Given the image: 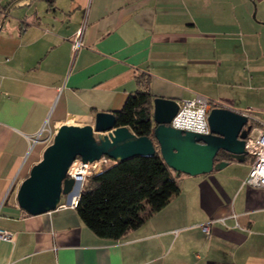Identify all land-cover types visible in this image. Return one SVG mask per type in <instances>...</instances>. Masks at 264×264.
I'll return each instance as SVG.
<instances>
[{
  "label": "crops",
  "instance_id": "0c3cea01",
  "mask_svg": "<svg viewBox=\"0 0 264 264\" xmlns=\"http://www.w3.org/2000/svg\"><path fill=\"white\" fill-rule=\"evenodd\" d=\"M140 76L155 98L216 99L264 128V0H0V230L13 235L0 264H264V189L243 183L247 154L180 174L167 205L118 241L75 209L18 207L46 128L120 110Z\"/></svg>",
  "mask_w": 264,
  "mask_h": 264
},
{
  "label": "water",
  "instance_id": "95a60500",
  "mask_svg": "<svg viewBox=\"0 0 264 264\" xmlns=\"http://www.w3.org/2000/svg\"><path fill=\"white\" fill-rule=\"evenodd\" d=\"M177 111L178 101L174 99L153 100V140L175 176L203 175L224 168L228 161L218 160L220 152L236 162L245 159V140L253 130L247 116L227 108H214L207 117L209 133L203 135L171 127ZM155 151L151 138L137 137L127 127H116L110 112L96 113L92 124H62L40 160L18 185L17 205L31 216L57 209L61 198L70 197L76 187L67 172L77 158L83 163L102 157L123 161L134 156H153Z\"/></svg>",
  "mask_w": 264,
  "mask_h": 264
},
{
  "label": "trees",
  "instance_id": "16d2710c",
  "mask_svg": "<svg viewBox=\"0 0 264 264\" xmlns=\"http://www.w3.org/2000/svg\"><path fill=\"white\" fill-rule=\"evenodd\" d=\"M138 89L122 108L114 111L116 127H127L137 137L154 142L153 156L123 161L108 159L101 170L85 178L75 208L80 220L96 236L118 241L138 229L152 214L167 205L179 191V177L163 161L153 140V100L149 81L136 78ZM225 153L218 160H227Z\"/></svg>",
  "mask_w": 264,
  "mask_h": 264
},
{
  "label": "built area",
  "instance_id": "2783aa9c",
  "mask_svg": "<svg viewBox=\"0 0 264 264\" xmlns=\"http://www.w3.org/2000/svg\"><path fill=\"white\" fill-rule=\"evenodd\" d=\"M29 1H45L52 0H29ZM78 39L74 44L78 46ZM214 108H223L222 102L216 99L197 95L191 100L178 102V111L170 122V126L186 132H193L206 135L209 133L207 117L209 112ZM249 111L242 114L248 116ZM47 135L44 139L46 144H50L55 134V129L46 128ZM255 131V132H254ZM252 133L245 140V152L251 158L250 169L243 183L249 187L264 189V128L253 129ZM37 135L32 141L36 142ZM108 163L106 157H102L91 163H83L77 158L69 167L67 177L73 178L76 187L66 204H60L57 208L75 209L78 203L79 192L86 177L97 173ZM9 192V189H8ZM204 230H208V225L204 226ZM13 235L5 230H0V240L11 241Z\"/></svg>",
  "mask_w": 264,
  "mask_h": 264
},
{
  "label": "rangeland",
  "instance_id": "374dc122",
  "mask_svg": "<svg viewBox=\"0 0 264 264\" xmlns=\"http://www.w3.org/2000/svg\"><path fill=\"white\" fill-rule=\"evenodd\" d=\"M253 14H255V16H256V11H255V10L252 12V15H253ZM65 198H66V197H65V196H63V197H62V200L64 201V200H65Z\"/></svg>",
  "mask_w": 264,
  "mask_h": 264
}]
</instances>
